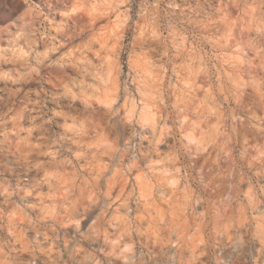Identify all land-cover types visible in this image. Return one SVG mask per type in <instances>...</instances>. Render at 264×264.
<instances>
[{
  "label": "clouds",
  "instance_id": "obj_1",
  "mask_svg": "<svg viewBox=\"0 0 264 264\" xmlns=\"http://www.w3.org/2000/svg\"><path fill=\"white\" fill-rule=\"evenodd\" d=\"M0 264H264V0H0Z\"/></svg>",
  "mask_w": 264,
  "mask_h": 264
}]
</instances>
